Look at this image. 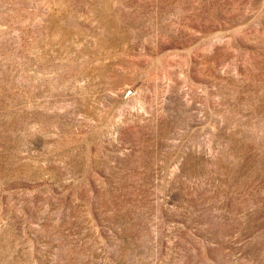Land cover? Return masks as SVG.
<instances>
[{"label":"rangeland","instance_id":"rangeland-1","mask_svg":"<svg viewBox=\"0 0 264 264\" xmlns=\"http://www.w3.org/2000/svg\"><path fill=\"white\" fill-rule=\"evenodd\" d=\"M0 264H264V0H0Z\"/></svg>","mask_w":264,"mask_h":264}]
</instances>
